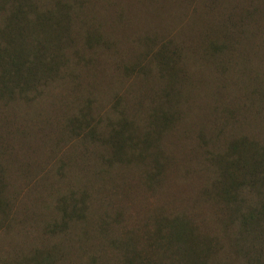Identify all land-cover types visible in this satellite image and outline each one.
<instances>
[{"label":"rangeland","instance_id":"obj_1","mask_svg":"<svg viewBox=\"0 0 264 264\" xmlns=\"http://www.w3.org/2000/svg\"><path fill=\"white\" fill-rule=\"evenodd\" d=\"M18 15L57 66L0 93V264H177L180 224L219 247L204 264H243L264 0H0V30Z\"/></svg>","mask_w":264,"mask_h":264},{"label":"trees","instance_id":"obj_2","mask_svg":"<svg viewBox=\"0 0 264 264\" xmlns=\"http://www.w3.org/2000/svg\"><path fill=\"white\" fill-rule=\"evenodd\" d=\"M18 21L15 28V32L12 29L6 26L4 29L0 30V38L4 41V46L0 50V93L4 91L6 93L10 92L9 81H13L17 84L19 82L24 83L25 85L29 84V80H32L34 76L41 70L42 73H47L53 71L57 63L54 59L51 61L54 64V67L48 66L47 61L43 58L45 50L43 47L37 46V43L40 41L39 34H34L32 28L29 36L33 37L35 41L32 43V48L27 47L25 43V31L23 25L21 24L22 15ZM40 23V18H39ZM34 34V35H33ZM56 70V69H55ZM8 82V83H7ZM23 89L22 86H20ZM246 200L243 199L242 203H236L234 206H230V213L241 212V221L240 229L235 237L232 238L231 246L234 248V251L242 252L245 260L243 264H264V255L262 253H257L256 249H251L253 245L261 244V241H264V200L258 201L254 205H246L247 208L242 207L245 204ZM234 218V217H233ZM233 222V219L230 223ZM180 227L172 226L175 229L174 233H168L167 236L172 239L171 242L177 245L176 258L177 264H204L206 258L215 253V250H219V247L213 245L212 240H208L203 244L199 245L194 238L191 230L187 231L188 226L186 224H180ZM225 228H228V224L225 223ZM248 236L252 237L249 246L244 247L241 245V242H245L248 239ZM169 244V243H168ZM237 246V247H236ZM243 246V247H242ZM239 249V250H238ZM259 249V247L257 248ZM254 255L250 251H255ZM174 252V251H173ZM172 252V253H173ZM264 252V251H262ZM229 256V253H228ZM229 264V263H225Z\"/></svg>","mask_w":264,"mask_h":264}]
</instances>
